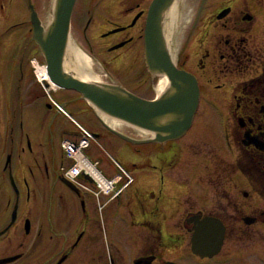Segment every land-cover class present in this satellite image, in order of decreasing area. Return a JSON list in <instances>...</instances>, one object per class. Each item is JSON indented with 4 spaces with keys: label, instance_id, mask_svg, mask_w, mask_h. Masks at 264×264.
I'll use <instances>...</instances> for the list:
<instances>
[{
    "label": "flooded vegetation",
    "instance_id": "af4514ba",
    "mask_svg": "<svg viewBox=\"0 0 264 264\" xmlns=\"http://www.w3.org/2000/svg\"><path fill=\"white\" fill-rule=\"evenodd\" d=\"M153 1L74 0L67 44L61 55L58 48L52 51L61 56L63 67L70 40L91 61L99 59L114 68L126 62L129 71L140 63L145 71H136L131 86L116 79L111 83L153 99L155 95L148 92L154 90L159 76L147 70L144 58V31ZM53 2L0 0V264H223L219 254L228 216L219 215V199L229 195L219 179L231 181L239 172L251 193L262 196L264 190V31L255 30L252 5L240 0H173L165 8L167 12L178 3L182 15H188L184 40L178 38L175 52L169 53L176 66L197 81V111L219 107V92L224 90L223 109L230 122L227 136L249 165L237 159L233 167L216 166L200 175L198 180L208 187L214 209L198 207L189 198L179 220L165 187L159 192L147 190L152 178L146 172L128 169L132 175L128 184L124 178L110 196L97 198L63 178L61 168L67 160L61 142L65 137L58 126L60 111L51 99L57 102L63 91L72 90L53 88L40 77L39 68L46 73L47 62L35 38L38 31L46 36ZM255 2L264 5V0ZM33 21L41 30H35ZM194 118L186 133L193 129ZM126 127L129 133L136 132ZM196 130L207 134L205 127ZM102 137L113 138L107 140L109 146L124 153L115 140L122 139L105 127ZM154 145L163 161L166 155L160 150L165 144L163 148ZM241 194L248 197L245 191ZM112 201L114 207L107 208ZM240 209L233 216L236 234L256 225L264 236V209ZM206 217L220 220L225 227L221 249L211 257L192 252L197 221ZM123 218L131 222L132 230L117 238L119 232L112 235L111 223ZM178 220L181 231L176 230ZM249 220L253 222L247 224ZM247 250L235 248L226 262L264 264V246Z\"/></svg>",
    "mask_w": 264,
    "mask_h": 264
},
{
    "label": "rangeland",
    "instance_id": "374dc122",
    "mask_svg": "<svg viewBox=\"0 0 264 264\" xmlns=\"http://www.w3.org/2000/svg\"><path fill=\"white\" fill-rule=\"evenodd\" d=\"M240 1L247 2V4L250 2L252 5L251 10L257 18L255 30L263 34L264 5H258L255 0ZM187 19L188 15L184 17L182 27L178 33L181 42L185 37ZM82 50L84 51V49ZM84 52L86 53V51ZM91 65L94 70L99 73L101 78L100 82L107 84H112V79H116L124 85L131 86L132 80H130V78L136 74V71L139 69L145 71L144 65L140 63L138 67L133 68L130 71L127 69L128 63L126 62H124L119 68H114L110 64L106 65L102 60L95 59L91 61ZM106 70L108 72H106ZM223 91L224 90L219 92V107L212 105L206 108L201 107L202 109L200 108V110L197 111L194 118V130L192 129L188 131L176 140L164 143V148V144H161L164 151L160 150V152L161 154L166 155L163 161L157 154H155L156 146L154 144L134 145L124 140L115 139L119 148L125 150L122 154L115 151L113 147L109 146L107 141H114L113 138L102 137L104 126L100 122L96 112L93 111V108L89 104L79 99L76 92L63 91V96L55 99L59 104L64 103V110L71 114L79 123L98 135L97 142L100 144V147L93 144L89 154L91 158L100 161L99 169L103 175L110 177L117 172V169L114 168V165L112 164L114 163V159L116 162L125 165L129 170L135 169L139 172H146L152 178L147 190H155L156 192H159V190L165 187L164 191L171 196L174 214H176L180 220V216H182L185 210L189 207V203L187 204V202H185L189 198L194 200L198 207L205 209L209 208L208 210L214 209L213 206H210L211 197L208 187L198 180L200 175L203 176L202 174L206 173L209 168L216 166L221 168L233 167V163L237 159L244 160L245 165H248L245 158L241 157L239 154L237 148L238 145L234 142V138L231 136V139L233 140L231 141L227 136V133H229L227 130L230 127V122L227 120L223 109V105L227 104V96ZM148 94L152 96L156 95L154 90L148 92ZM58 126L64 137H73L72 132L76 129L61 113L58 115ZM126 126L114 129L132 137L133 135L129 133L130 130H127ZM226 126H228V128ZM199 127H205L207 129V134H198L199 132L196 128ZM135 131L136 132H133L134 134H141L138 129H135ZM201 146H203L205 150H201ZM173 156L174 158L172 159ZM170 160L172 162H170ZM165 162L168 163L163 164ZM169 163L174 165L168 166ZM262 177H264V175H262ZM262 181H264V178ZM219 183H225V190L229 195L228 198H222L221 196L222 200L219 199V204L222 209L219 208V215L222 216L223 213H225L228 216V220L225 221L226 239L222 246V252L219 254V259L220 261H223V264H229V261L226 262V258L228 259L232 253H234L235 248L241 247V252L246 253L249 250H247V248L252 246H264V236L258 230L256 225L248 227V229H246L248 230L247 232L242 233L241 231L240 234H236L238 226L235 224L233 218V216L238 214L239 211H243L240 209L241 206H249V209L250 207L264 209V201H261V197H263L264 200V190L261 193L262 196L259 195L260 193H251L250 190H247L249 187L246 179L239 172L235 173L231 181L227 179H219ZM242 191L247 192L248 197H243L241 194ZM232 202L234 203L231 205ZM109 207H114V201L108 204L107 208ZM179 220L176 224L177 231H181L179 228L181 225ZM160 224L162 225V228L165 227V222H161ZM131 227V222L126 221L124 218L120 219L117 224L112 221V235L115 232H119L117 238H119L120 235L124 236L132 230Z\"/></svg>",
    "mask_w": 264,
    "mask_h": 264
},
{
    "label": "water",
    "instance_id": "95a60500",
    "mask_svg": "<svg viewBox=\"0 0 264 264\" xmlns=\"http://www.w3.org/2000/svg\"><path fill=\"white\" fill-rule=\"evenodd\" d=\"M171 1L173 0L153 1L144 31V58L147 70L167 80L166 88L153 99L141 98L120 85L86 82L66 72L60 55L61 48H65L67 44L74 0H54L46 36L38 31L35 37L46 57L47 82L78 93L79 99L98 113V118L109 132L131 144H164L182 137L190 128L199 105L196 79L176 66L165 43L163 19L165 8ZM33 22L36 24V21ZM37 28L41 30L38 25L35 30ZM56 48L60 49L58 56L52 51ZM63 106L64 103L61 104V107ZM99 114L133 128L147 130L150 135L141 139L127 136L106 125ZM93 136L98 137L95 133ZM252 222L253 220H249L247 224ZM197 224L192 238V252L201 257L217 254L223 244L224 225L220 220L211 217L197 221Z\"/></svg>",
    "mask_w": 264,
    "mask_h": 264
},
{
    "label": "bare ground",
    "instance_id": "6f19581e",
    "mask_svg": "<svg viewBox=\"0 0 264 264\" xmlns=\"http://www.w3.org/2000/svg\"><path fill=\"white\" fill-rule=\"evenodd\" d=\"M185 16L182 15L181 10H180V6L178 5V3L172 4L170 6L169 10L167 12L165 11L164 19H163V31H164L166 46H167L168 50H170V51L175 52V50H176L177 39L179 38L178 33L182 27L183 19ZM64 68H65L66 72L72 73L77 78H79L83 81H86V82H100V80H101L99 73L96 72L91 65L90 57L85 52H83L81 49H79L78 46L71 40L68 43L67 55H66V59L64 62ZM39 73H40L41 78H43L44 80H47V75H46L43 67L39 68ZM52 86H53V88H56L54 85H52ZM166 86H167L166 78L159 76L156 83L154 84V92L156 94L155 96L160 95L163 92V90L166 88ZM99 115H100L102 121L105 122V124L111 128L122 127L125 125L124 123H122V122H120L114 118L108 117V116L103 115V114H99ZM80 127H82V126H80ZM85 129L88 132H91L86 127H85ZM139 132L141 133V136H143V137L150 135V132H148L147 130L139 129ZM72 134H73L72 138L65 137L63 140L68 139L70 141L71 140L73 141V138L77 137V135H79V132L76 129L74 132H72ZM84 146H86V145H84ZM98 147H100V145H98ZM88 149H89L88 146L85 147V150H88ZM89 159L92 162H97L96 168H98V169H95L94 173H95V175H98V173L101 172V170L99 169L100 161L94 160L91 157ZM113 161H115V159ZM112 164L114 165V168H116L118 170L114 175H112L110 177L105 176L106 181L111 186V187L110 186L106 187L105 190L107 192L110 191L113 193L115 191V187L118 186L119 183H121V181L124 178L126 180V184H128L132 180V175L129 173V170L125 167V165H123L119 162H114ZM122 171L125 173V177H122V174H123ZM98 179L100 180L101 178H98ZM126 184L122 185L116 191L117 192L121 191L123 188H125Z\"/></svg>",
    "mask_w": 264,
    "mask_h": 264
},
{
    "label": "built area",
    "instance_id": "2783aa9c",
    "mask_svg": "<svg viewBox=\"0 0 264 264\" xmlns=\"http://www.w3.org/2000/svg\"><path fill=\"white\" fill-rule=\"evenodd\" d=\"M79 128V124H77ZM82 132V135L76 140H62L61 148L64 153V156L67 160L70 161V164L61 168L62 175L76 184L77 186L89 190L86 182L82 177L87 176L91 179L92 184L96 186L94 189V195L99 193L108 194L110 193L105 190L106 187L110 186L106 181V178L100 172L98 175H95L94 170L98 169L97 162H92L89 157L86 155L85 147L90 146V141L92 140L91 134L85 130L83 127L79 128ZM86 145V146H84ZM90 161V162H89ZM98 178H101L100 180ZM111 187V186H110Z\"/></svg>",
    "mask_w": 264,
    "mask_h": 264
},
{
    "label": "trees",
    "instance_id": "16d2710c",
    "mask_svg": "<svg viewBox=\"0 0 264 264\" xmlns=\"http://www.w3.org/2000/svg\"><path fill=\"white\" fill-rule=\"evenodd\" d=\"M260 193V192H259ZM262 193V192H261Z\"/></svg>",
    "mask_w": 264,
    "mask_h": 264
}]
</instances>
